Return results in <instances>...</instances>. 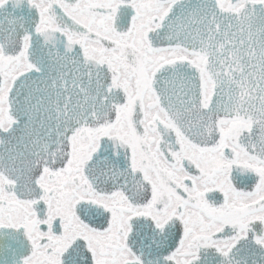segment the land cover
<instances>
[{
	"label": "snow or ice",
	"instance_id": "1",
	"mask_svg": "<svg viewBox=\"0 0 264 264\" xmlns=\"http://www.w3.org/2000/svg\"><path fill=\"white\" fill-rule=\"evenodd\" d=\"M0 264H264V0H0Z\"/></svg>",
	"mask_w": 264,
	"mask_h": 264
}]
</instances>
